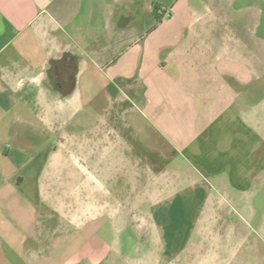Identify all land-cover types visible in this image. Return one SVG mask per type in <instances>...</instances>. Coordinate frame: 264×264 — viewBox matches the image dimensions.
I'll list each match as a JSON object with an SVG mask.
<instances>
[{
    "label": "crops",
    "instance_id": "obj_1",
    "mask_svg": "<svg viewBox=\"0 0 264 264\" xmlns=\"http://www.w3.org/2000/svg\"><path fill=\"white\" fill-rule=\"evenodd\" d=\"M170 6L0 0V264H264V231L224 222L264 185V54H202L213 16Z\"/></svg>",
    "mask_w": 264,
    "mask_h": 264
},
{
    "label": "rangeland",
    "instance_id": "obj_2",
    "mask_svg": "<svg viewBox=\"0 0 264 264\" xmlns=\"http://www.w3.org/2000/svg\"><path fill=\"white\" fill-rule=\"evenodd\" d=\"M162 6L166 9H170V5L175 3L176 0H158ZM185 0H178V2H184ZM193 3V9L196 13L201 14L205 11L213 16V21L209 24V39L207 46L204 44V52L202 54H258L261 57L264 54V0H187ZM208 6V7H207ZM214 8V9H210ZM179 20V19H177ZM179 23V22H178ZM181 24V23H179ZM192 31L189 32L188 28L179 27L178 34L187 38V35L193 34L195 38L201 34L197 31L200 30V23L192 25ZM185 41V40H184ZM188 41V40H187ZM200 45V44H199ZM200 46L195 48L194 54H200ZM259 62V61H258ZM261 77V78H260ZM256 98L259 100L262 97L264 90V74L259 76L255 84ZM101 108H98L100 110ZM88 108H86V111ZM66 130H74L75 127H85L86 123L66 122ZM164 165V163H163ZM168 167H173L170 163H167ZM158 174V173H157ZM183 172H180L178 176L182 177ZM156 175V172H149V177L145 181L144 196L150 197L152 194L153 183L151 178ZM147 176V174H146ZM178 177V178H179ZM178 181V180H177ZM70 188L59 186L57 183H51L48 187L49 198L47 202H43V207L52 215L49 219V224L55 227L59 224V210L56 208V201L60 197L69 195ZM179 189V186H178ZM125 189L122 192V196H126ZM245 203H242L238 211L226 217L225 223L230 225H242L247 228L248 232L255 237V233L264 231V185H256L247 191ZM139 204V203H138ZM154 204L158 203H146L143 204L145 210L153 209ZM131 206H137L136 203L130 204ZM203 204L186 202L185 200L179 201L175 204L173 210L177 212H183L186 214L188 211H196L199 217L201 215L200 209ZM141 207V208H142ZM51 217V216H50ZM195 217L193 220L195 223L198 219ZM182 223L189 222L188 218L177 219ZM219 221V220H217ZM216 221V222H217ZM226 225V224H224ZM196 236V235H194ZM264 237V236H262ZM224 239H228V235ZM233 240V239H232ZM264 251V239H263Z\"/></svg>",
    "mask_w": 264,
    "mask_h": 264
},
{
    "label": "trees",
    "instance_id": "obj_3",
    "mask_svg": "<svg viewBox=\"0 0 264 264\" xmlns=\"http://www.w3.org/2000/svg\"><path fill=\"white\" fill-rule=\"evenodd\" d=\"M64 59H66V57L64 58ZM77 66H73V79L75 78V74H76V72H77ZM69 71H71V70H69Z\"/></svg>",
    "mask_w": 264,
    "mask_h": 264
},
{
    "label": "flooded vegetation",
    "instance_id": "obj_4",
    "mask_svg": "<svg viewBox=\"0 0 264 264\" xmlns=\"http://www.w3.org/2000/svg\"><path fill=\"white\" fill-rule=\"evenodd\" d=\"M54 70H56V65H54ZM64 72H65V73H63V74H66L67 71L64 70ZM53 81L58 82V79L56 78L55 75H54V77H53Z\"/></svg>",
    "mask_w": 264,
    "mask_h": 264
}]
</instances>
